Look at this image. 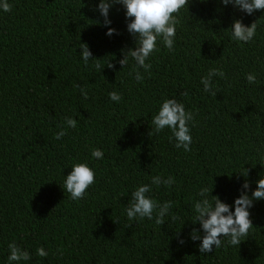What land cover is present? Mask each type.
I'll list each match as a JSON object with an SVG mask.
<instances>
[{"label": "trees", "instance_id": "16d2710c", "mask_svg": "<svg viewBox=\"0 0 264 264\" xmlns=\"http://www.w3.org/2000/svg\"><path fill=\"white\" fill-rule=\"evenodd\" d=\"M8 2L10 12L0 9V264H9L12 242L31 255L12 264H264V199L249 209L253 227L240 246L202 254L203 229L193 223L200 189L234 211L242 191L251 196L264 178V10L249 15L222 0H188L176 14L173 50L158 38L149 75L131 57L119 63L137 47L124 5L110 8L105 25L100 0ZM237 19L249 26L258 20L252 41L233 39ZM82 43L93 53L87 64ZM213 67L225 72L212 78L217 96L201 83ZM166 98L194 114L190 152L175 146L170 128L149 135ZM66 117L77 126L68 127ZM62 129L66 135L55 139ZM97 148L102 159L92 156ZM81 162L96 179L73 200L63 184ZM153 176L175 178L149 193L160 204L173 202L164 225L155 213L127 217L132 192ZM194 228L200 240L191 239ZM41 247L47 257L37 255Z\"/></svg>", "mask_w": 264, "mask_h": 264}, {"label": "clouds", "instance_id": "9594fccd", "mask_svg": "<svg viewBox=\"0 0 264 264\" xmlns=\"http://www.w3.org/2000/svg\"><path fill=\"white\" fill-rule=\"evenodd\" d=\"M122 4L126 7V16L130 18L128 23V31L136 38L137 47L129 49L125 52L124 58L119 61L122 68L128 63L129 57L136 62V68H143L149 72L151 64L146 61L157 50V40L162 38L164 45L171 51L174 47V40L176 36V26L180 23L177 15L180 10L188 6V0H100L98 9L105 17V25L111 24L108 19L109 10L114 4ZM224 5L233 4L241 11L251 15L257 10H264V0H222ZM0 9L5 12H10L12 5L8 0H0ZM258 21V20H257ZM253 22L250 26L245 25L242 20L237 19L231 26L232 37L234 40L242 42H250L254 39L257 33L258 23ZM116 30L109 28L107 35L111 36ZM219 44L220 42L217 41ZM81 56L85 62L93 58V53L90 51L87 43L81 45ZM114 67L112 63L107 65ZM97 70L101 69V65H95ZM219 76L225 77V72L222 68L213 67L208 74L201 79L204 85V91L210 93L212 96H217L218 90H214L212 78ZM250 84L256 83V75L249 73L246 76ZM135 79L137 82L142 81L144 76L138 70L136 71ZM79 87V85H78ZM87 98V92L84 93ZM182 96H187V92L181 93ZM112 101L119 102L122 99L121 94L116 91L109 93ZM65 123L68 127L75 128L77 120L75 118H65ZM190 123H194V114L192 111L185 109L182 102L175 98H166L162 102L158 114L152 119L151 136L154 133H160L166 127L170 128L173 136L176 139V147L183 148L184 151H191L192 135ZM66 135V131L62 129L56 133L55 139H61ZM94 158L102 159L104 153L100 149L92 151ZM72 171L66 176L63 187L70 198L73 200H80L85 196L87 189L95 183L96 173L95 169L89 166L87 162L76 163L72 166ZM245 177L248 175V170ZM175 183V178L168 176H153L151 184H142L138 186L131 195L129 206L126 209L129 220L135 221L138 218L152 219L155 213V222L160 225L165 224V216L170 213L173 206L172 201H166L163 204L158 203L153 199L149 193L152 191V185L159 186L161 184L171 187ZM250 184L246 180L243 184V189H249ZM209 189H200L198 195L201 199L194 204V211L196 213L193 223L198 222L203 229L202 243L199 246V251L203 253H211L213 246L215 249L227 247L228 245L237 246L244 240L243 238L249 235L250 229L253 227L251 213L249 209L253 206L254 200L264 199V178L257 181V187L252 192L251 196L246 191L235 200V210H231V206L223 202L219 196H213V199L208 198ZM171 219L175 222L178 217L172 215ZM130 227V226H129ZM221 237H228L227 243H224ZM192 240H200V230L193 229L191 233ZM180 243H184L181 239ZM10 255L8 256L9 264L12 262H19L21 260H30L31 255L28 251L22 250L15 242L9 244ZM61 251V255H62ZM37 255L40 257H47L48 252L43 247L37 249Z\"/></svg>", "mask_w": 264, "mask_h": 264}]
</instances>
